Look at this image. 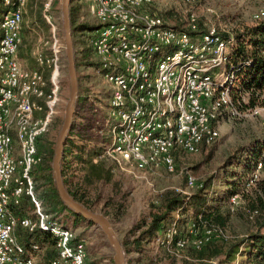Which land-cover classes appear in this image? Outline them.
<instances>
[{"label": "built area", "instance_id": "built-area-1", "mask_svg": "<svg viewBox=\"0 0 264 264\" xmlns=\"http://www.w3.org/2000/svg\"><path fill=\"white\" fill-rule=\"evenodd\" d=\"M1 1L8 12L0 23V264H37L41 246L23 245L19 230L50 236L58 252L51 264H90L86 243L74 244L72 229L43 212L32 174L42 161L38 145L57 116L62 91L63 47L49 15L54 0H48L44 8L52 33L46 43L50 57L44 59L39 53L37 61L45 67L34 69L19 59L30 0ZM83 1L96 22L90 46L110 98L106 122L110 142L95 163L108 161L117 170L144 179L174 175L179 157L212 146L226 120L264 118V106H248L243 95L242 73L251 62H234L230 41L216 27L194 35L200 27L190 14L186 30L179 29L154 11V0ZM181 1L195 5L199 0ZM252 20L264 22V8L255 10ZM260 56L264 57V51ZM263 177L264 154L242 190L230 196L231 214L238 212L243 195ZM187 187L202 184L189 175ZM26 199L34 210L20 217L16 209ZM246 214L253 223L259 211L246 210ZM178 219L157 239L175 257L229 239L223 228L205 224L202 217L183 231Z\"/></svg>", "mask_w": 264, "mask_h": 264}, {"label": "rangeland", "instance_id": "rangeland-1", "mask_svg": "<svg viewBox=\"0 0 264 264\" xmlns=\"http://www.w3.org/2000/svg\"><path fill=\"white\" fill-rule=\"evenodd\" d=\"M47 1L30 0L26 8L25 25L22 30L23 45L19 51V58L22 64L30 69L45 67L37 61L39 53L42 54L44 59L50 57L49 45H46V43L50 40L52 33L51 27L44 17V8ZM72 8L75 10V26L86 25L96 28V22L90 16L84 1H75ZM259 8H264V0H199L195 5H187L181 0H154L153 9L167 23L179 29L186 30L189 15L194 14L198 19L200 28L208 30L210 27H216L221 34L225 35L232 34L244 26L254 24L252 14ZM49 15L57 27V37L63 47L60 104L57 116L45 136V139L56 144L70 97V79L62 20V0H54ZM93 34L88 29L77 31L74 34L75 59L81 63V60L85 58L87 61L83 62L92 65H81L77 70L79 95L84 93L88 100L85 109L78 116H74L73 123L81 130L82 136L90 139L91 143L97 144L100 155L104 146L110 142L106 126L109 118L110 98L106 92V83L97 73V59L90 46ZM245 100L248 102L247 98ZM263 138L264 118L226 120L220 126L219 139L212 146L199 154L181 155L179 157L177 173L174 175L160 174L156 177L144 179L140 174L135 176L124 173L113 166L112 182H102L90 187L88 198L93 202V211L107 215L120 241L126 243L127 247L131 246L133 248L134 234L131 233L132 229L140 222H149L151 214L162 206L168 193L174 192L188 198L197 192V187H187V177L189 175L194 176L198 183L202 184L217 172L223 174L226 172L225 163L230 156L234 155L239 149ZM98 156H95L94 160ZM246 166L250 167L248 170L242 171V176L237 181L238 192L242 190L244 181L253 169V166L248 163ZM70 178L72 184L79 181L77 177L71 176ZM261 194L264 195L261 184L258 183L250 190L249 194L243 195L242 205L236 214L227 213L226 227L223 229L229 239L223 241V243L228 244L240 240L258 230L257 223H251L246 219L244 210L249 209L254 204L255 206L259 205ZM28 204V208L32 210L29 213L31 215L34 206L31 205V202H28ZM223 207L227 212L228 201L223 204ZM174 217L177 219L179 216L175 213ZM59 220L63 225L72 229L75 236L80 235L86 243L89 263L115 264L114 251L99 227L89 225L83 221H74L71 216L66 214L61 216ZM183 230H188V227L183 226L181 231ZM163 234L164 231L158 232L155 238L146 244V249L142 253L125 251L127 264H200L196 259L198 254L189 250L179 257L169 254L164 247L157 243V239L162 237ZM47 247L50 248V246ZM251 252V250H247L241 256H238L233 263L247 264ZM42 253L39 254V258ZM214 262L220 264L218 260H214Z\"/></svg>", "mask_w": 264, "mask_h": 264}, {"label": "trees", "instance_id": "trees-1", "mask_svg": "<svg viewBox=\"0 0 264 264\" xmlns=\"http://www.w3.org/2000/svg\"><path fill=\"white\" fill-rule=\"evenodd\" d=\"M75 1L80 2L83 0H72L71 3L73 39L77 31L83 29L92 31L95 29L86 25L75 26L76 16L75 10L72 8V4ZM2 4L0 5V14L4 15L8 12V8ZM206 32L207 30L199 28V32H196L194 35L201 36ZM263 32L264 22H260L244 26L232 34H222L223 38L230 41L229 48L234 62H251V65L247 66L242 73V77L246 79L244 81L243 95L248 99V106L250 107L264 105V57L260 56V53L264 51ZM1 38L0 35V40ZM83 61L87 60L83 58L81 63H79L76 59L77 70L81 65H92L85 64ZM87 100L84 93H80L75 115L78 116L85 109ZM80 131L76 124L73 123L64 148L61 164L62 176L69 194L77 202L94 210L93 202L88 198L90 187L102 182H112V168L114 165L108 161L94 163V158L99 155L100 149L97 144L91 143L90 139L82 136ZM44 139L45 137L38 145V154L42 158V161L34 167L32 172L36 182L35 195L41 203L43 212L50 215L53 220L58 221L60 224H62L59 220L60 217L66 214L67 216H71L74 221H83L89 225H93L68 209L62 202L53 178L52 165L56 144ZM208 147L210 146H203L201 151H204ZM263 154L264 138L252 142L230 156L224 166L226 172L223 174L217 172L212 175L202 183V187L197 188L198 190L194 195L184 198L174 192L168 193L162 206L155 213L151 214L150 221L140 222L132 229L131 233L134 234L133 248L131 246L127 247L126 243L121 242L124 250L142 253L146 249V244L155 238L158 232L168 229L173 224L176 220L174 217L175 213L179 216L178 225L181 229L183 226L188 227L191 221H197L199 217H202V221L209 226L226 227L228 214L231 213L229 210L227 212L224 210L223 204L229 200L230 196L238 193L236 187L237 181L242 176V171H246L250 167H245V165L248 163L253 166ZM71 176L77 177L79 181L76 184H72L70 181ZM259 184H261V190L264 193V179ZM27 200H24L21 207L16 209V213L20 217L29 215L32 211L28 208L30 200ZM259 202V205L255 206L254 204L249 209L244 210L246 219V210L259 211V216L253 222L257 223L258 226V230L255 233L228 244L215 241L206 245L202 250H189L198 254V258H196L197 262L200 264H210L211 261L218 260L220 264H232L238 256H241L247 250H251L252 252L248 257L247 264H262L264 262L263 194L259 196ZM31 205L33 204L31 203ZM105 216L107 217V215ZM63 226L68 227L66 225ZM18 237L20 242L26 247H30L33 244L41 246L42 252H44H41L40 264H51L58 259V252L48 234L40 231L34 234H27L19 230ZM80 241H82L81 236H76L74 244ZM47 246H50V248Z\"/></svg>", "mask_w": 264, "mask_h": 264}, {"label": "water", "instance_id": "water-1", "mask_svg": "<svg viewBox=\"0 0 264 264\" xmlns=\"http://www.w3.org/2000/svg\"><path fill=\"white\" fill-rule=\"evenodd\" d=\"M71 3L72 0H62V20L65 51L68 61V73L70 79V97L65 109L63 125L55 145V155L52 165L53 178L64 205L75 214L80 215L86 221L92 223L94 226L99 227L103 231L111 248L114 251L115 264H127L125 250L111 221L104 214L96 213L83 204L77 202L67 191L62 176L61 164L64 156V148L73 126V120L76 113V105L79 96V80L76 68L75 48L71 23Z\"/></svg>", "mask_w": 264, "mask_h": 264}, {"label": "crops", "instance_id": "crops-1", "mask_svg": "<svg viewBox=\"0 0 264 264\" xmlns=\"http://www.w3.org/2000/svg\"><path fill=\"white\" fill-rule=\"evenodd\" d=\"M1 3H2V1L0 0V5H1ZM3 5V4H2ZM2 17H3V15L2 14H0V23H1V20H2ZM24 25H25V21H24ZM23 25V26H24ZM24 29V28H23ZM0 35H1V37H2V30H1V27H0ZM20 59V58H19ZM21 60V59H20ZM22 62V61H21ZM36 260H37V264H40V258H39V255L36 257Z\"/></svg>", "mask_w": 264, "mask_h": 264}]
</instances>
